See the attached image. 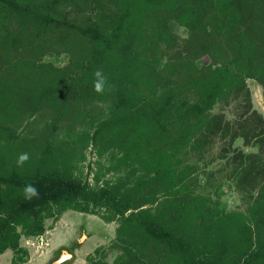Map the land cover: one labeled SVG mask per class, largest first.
<instances>
[{
	"label": "trees",
	"instance_id": "16d2710c",
	"mask_svg": "<svg viewBox=\"0 0 264 264\" xmlns=\"http://www.w3.org/2000/svg\"><path fill=\"white\" fill-rule=\"evenodd\" d=\"M252 81L264 0H0V255L75 211L117 225L87 264H264ZM89 147L116 178L79 176ZM227 182L244 210L214 200Z\"/></svg>",
	"mask_w": 264,
	"mask_h": 264
},
{
	"label": "rangeland",
	"instance_id": "374dc122",
	"mask_svg": "<svg viewBox=\"0 0 264 264\" xmlns=\"http://www.w3.org/2000/svg\"><path fill=\"white\" fill-rule=\"evenodd\" d=\"M205 61L208 62V59H205ZM249 87L252 93L255 109L264 114V97L262 95L261 87H259L258 84L253 81L249 83ZM238 145L242 146L241 143H239ZM244 149L247 151V148ZM84 157V161L80 163L78 173L83 180H88L91 185L94 184V178L97 174L98 177L106 178L109 180H113L117 177L115 173L107 171L109 165L111 164L109 155H99L93 147H89L84 151ZM213 198L214 200L220 201L222 208L225 211H240L245 209V206L243 205L240 197L233 191L231 182H227L226 184H224L223 192L218 196L215 195ZM96 217L100 218L99 216ZM60 218L58 219V221L60 220ZM58 221L48 220L47 231L50 232L47 233L46 231V233L42 236L32 238L24 237L22 239V246L29 251V256L27 257L26 263H28L31 259L33 261H31L30 263L34 264H54L55 262H57L58 264L67 263L70 259V252H73L76 257L71 263L68 264H87V257L89 254L93 253L99 246H106V248H108L110 246V242L115 238V224L112 225L113 227L111 226L109 228L107 227V229H104L106 231L102 230L104 233L101 232L102 234L100 235V237L96 235L92 238V228L88 229L86 228V226L85 228L82 227L81 216H79V219L75 222L76 226L74 224V227L69 224L74 221V219L68 220V222H63L60 220L61 222L59 221V223ZM60 225L62 226L58 228ZM96 228L97 229H95L94 227V232L99 229L97 226ZM49 236L50 241L48 240ZM58 236L61 237L58 238ZM57 240L64 241L60 243L56 242ZM25 244L31 246V250ZM61 246H65V248H61ZM116 254L117 253L114 252V254H111L108 258L110 264H112V261L116 257ZM13 257V252L7 251L6 255L0 258V264H12Z\"/></svg>",
	"mask_w": 264,
	"mask_h": 264
},
{
	"label": "crops",
	"instance_id": "0c3cea01",
	"mask_svg": "<svg viewBox=\"0 0 264 264\" xmlns=\"http://www.w3.org/2000/svg\"><path fill=\"white\" fill-rule=\"evenodd\" d=\"M91 215V214H90ZM90 215H85V213H79V212H75V211H68V212H66V213H64L62 216H61V218H60V220L61 221H63V222H68V220H71V219H74V221H72L71 223H69V224H71V226L72 227H74V224H75V226H76V221L79 219V216H81V218H82V227H84L85 228V226H86V228H92V233H93V235H91V237L93 238V237H95L96 235H98L99 237H100V235L102 234L101 232H103L102 230H104V229H107V227L109 228V227H111L113 224H115V223H106L105 221H103L101 218H98V217H96L95 215H92V216H90ZM59 220V221H60ZM58 221V222H59ZM60 221V222H61ZM59 222V223H60ZM62 222V223H63ZM58 223V224H59ZM99 224V225H98ZM63 225V224H62ZM62 225H60L58 228H60ZM96 226L99 228L96 232H94V227H95V229H97L96 228ZM115 231H116V228H117V225L115 224ZM113 227V226H112ZM104 231H106V230H104ZM48 232H50V231H47V233ZM104 233V232H103ZM45 236H47V235H45ZM61 236H63V235H61ZM61 236H58V238H60ZM58 238H56V239H58ZM91 238V239H92ZM48 240L50 241V236H49V238H48ZM64 241V240H63ZM63 241H59V240H57L56 242H63ZM30 250H31V246H29L28 244H25ZM65 245V244H64ZM62 247H64L65 248V246H61V248ZM57 249V248H56ZM55 249V250H56ZM63 251V250H62ZM7 253V252H6ZM6 253H4L3 255H0V258L1 257H3L4 255H6ZM10 253V252H9ZM76 257V256H75ZM31 261H33L32 259L28 262V263H26V264H34V263H30ZM39 262V261H38ZM38 262H35V263H38ZM71 261H70V259L68 260V262L67 263H61V264H68V263H70ZM10 263H11V258H10ZM54 264H58L57 262H55ZM60 264V263H59Z\"/></svg>",
	"mask_w": 264,
	"mask_h": 264
},
{
	"label": "clouds",
	"instance_id": "9594fccd",
	"mask_svg": "<svg viewBox=\"0 0 264 264\" xmlns=\"http://www.w3.org/2000/svg\"><path fill=\"white\" fill-rule=\"evenodd\" d=\"M94 75H95L94 90L98 94H102L104 92L105 84L107 82V77H105L102 71L100 70H97ZM28 159H29L28 153L20 154L18 161H17L18 166H22L23 163L27 161ZM23 191H24L25 200L27 201H31L34 198H39L38 189L31 184L26 185Z\"/></svg>",
	"mask_w": 264,
	"mask_h": 264
},
{
	"label": "flooded vegetation",
	"instance_id": "af4514ba",
	"mask_svg": "<svg viewBox=\"0 0 264 264\" xmlns=\"http://www.w3.org/2000/svg\"><path fill=\"white\" fill-rule=\"evenodd\" d=\"M115 232H116V231H115ZM70 253H71V255H70V259H71V260H70V261L72 262L73 259H75V254H74L73 252H70ZM71 262H70V263H71Z\"/></svg>",
	"mask_w": 264,
	"mask_h": 264
}]
</instances>
